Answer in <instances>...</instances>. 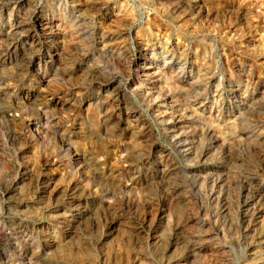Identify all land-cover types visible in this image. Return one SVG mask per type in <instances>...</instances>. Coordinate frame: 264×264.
<instances>
[{"label":"rangeland","instance_id":"1","mask_svg":"<svg viewBox=\"0 0 264 264\" xmlns=\"http://www.w3.org/2000/svg\"><path fill=\"white\" fill-rule=\"evenodd\" d=\"M0 264H264V0H0Z\"/></svg>","mask_w":264,"mask_h":264}]
</instances>
